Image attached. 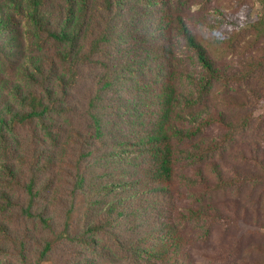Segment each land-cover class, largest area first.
I'll use <instances>...</instances> for the list:
<instances>
[{"label": "trees", "instance_id": "trees-1", "mask_svg": "<svg viewBox=\"0 0 264 264\" xmlns=\"http://www.w3.org/2000/svg\"><path fill=\"white\" fill-rule=\"evenodd\" d=\"M197 4L0 0V264H195L184 224L225 223L214 197L264 206V145L239 142L251 124L264 137V115L230 102L246 81L264 97V48L217 62ZM250 33L264 42V15ZM148 213L151 229L129 226Z\"/></svg>", "mask_w": 264, "mask_h": 264}, {"label": "rangeland", "instance_id": "rangeland-1", "mask_svg": "<svg viewBox=\"0 0 264 264\" xmlns=\"http://www.w3.org/2000/svg\"><path fill=\"white\" fill-rule=\"evenodd\" d=\"M197 2V7H193L191 12L202 14L208 23H204L202 27L198 26L197 29L193 27V30L198 40L211 52L217 62L229 65L230 70L235 72L240 70L243 62L249 60V55L256 56L257 48H264V42H260L255 47L252 43L250 45L252 24L264 15L263 0H197ZM246 82L248 84L230 88V102L234 103L239 93L244 92L249 99L247 101L253 104L249 112L257 118L264 115V97L254 103L249 91L258 88L255 82ZM250 126L251 128L243 133L239 142L242 144L259 142L264 145V137L260 138L257 135V125ZM261 129H264V123L261 124ZM221 132L222 129L213 126L206 134L218 136ZM230 156H227L228 160ZM249 190L243 189L238 193L229 190L213 198V202L229 216L225 223L213 225L210 229L201 223L184 224L188 250L195 264H264V262L260 263L261 260L264 261V251L261 250L264 248V228L259 229L253 222L255 214L264 221V206L258 202V192ZM175 196L177 208L187 204L188 197L183 188L179 187ZM235 201L239 205L236 206ZM234 205L237 207L238 217L243 214V220L235 221L234 217H230ZM239 206L241 209L238 208ZM242 208L245 209L244 212ZM152 219L153 222L158 221L156 215L150 213L145 214L142 219L134 217L129 226L136 225L138 228L146 226L138 229L142 231L151 229L152 225L147 226V224ZM2 259L0 257V260Z\"/></svg>", "mask_w": 264, "mask_h": 264}]
</instances>
